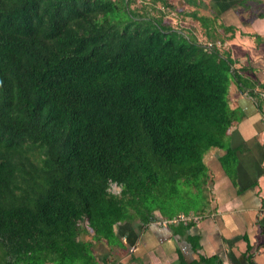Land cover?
Returning <instances> with one entry per match:
<instances>
[{
	"label": "trees",
	"instance_id": "1",
	"mask_svg": "<svg viewBox=\"0 0 264 264\" xmlns=\"http://www.w3.org/2000/svg\"><path fill=\"white\" fill-rule=\"evenodd\" d=\"M172 12L171 0H0V264H86L92 240L120 244L119 224L190 214L211 148L231 175L228 92L242 77L182 25L201 17L177 12L174 26Z\"/></svg>",
	"mask_w": 264,
	"mask_h": 264
},
{
	"label": "crops",
	"instance_id": "2",
	"mask_svg": "<svg viewBox=\"0 0 264 264\" xmlns=\"http://www.w3.org/2000/svg\"><path fill=\"white\" fill-rule=\"evenodd\" d=\"M189 6L201 17L191 18V31L219 43L242 77V84L232 78L228 92L231 175L219 160L226 150L211 148L203 158L208 181L190 214L166 220L155 212L147 224H119L120 244L92 240L86 264H264V0Z\"/></svg>",
	"mask_w": 264,
	"mask_h": 264
},
{
	"label": "rangeland",
	"instance_id": "3",
	"mask_svg": "<svg viewBox=\"0 0 264 264\" xmlns=\"http://www.w3.org/2000/svg\"><path fill=\"white\" fill-rule=\"evenodd\" d=\"M171 2H174L175 4H177V12H181V13L185 10H191L193 7V6H189L188 4L183 3L184 2L183 0H171ZM177 12L169 13V15L166 17V20L168 21L169 24L177 26L178 22H180L179 18H180L181 13H179V15H178ZM181 22H182V25H188V26L191 25L190 22L188 21V19H183ZM198 202H197V204H198ZM87 228L90 230L89 226ZM85 235H86V237H88L87 234H85ZM85 235H84V237H85Z\"/></svg>",
	"mask_w": 264,
	"mask_h": 264
},
{
	"label": "clouds",
	"instance_id": "4",
	"mask_svg": "<svg viewBox=\"0 0 264 264\" xmlns=\"http://www.w3.org/2000/svg\"><path fill=\"white\" fill-rule=\"evenodd\" d=\"M126 189V185L121 183V182H118V181H114V180H111L109 179L107 181V186L105 188V192L107 193V195L109 197H121L122 194L124 193Z\"/></svg>",
	"mask_w": 264,
	"mask_h": 264
},
{
	"label": "built area",
	"instance_id": "5",
	"mask_svg": "<svg viewBox=\"0 0 264 264\" xmlns=\"http://www.w3.org/2000/svg\"><path fill=\"white\" fill-rule=\"evenodd\" d=\"M204 46L205 49H210L213 46L219 47V43H215L214 41H205Z\"/></svg>",
	"mask_w": 264,
	"mask_h": 264
}]
</instances>
